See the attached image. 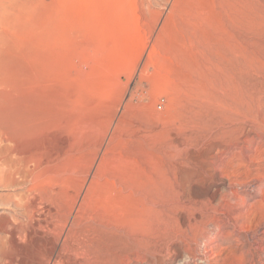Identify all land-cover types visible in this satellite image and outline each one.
I'll return each mask as SVG.
<instances>
[{"label": "rangeland", "instance_id": "rangeland-1", "mask_svg": "<svg viewBox=\"0 0 264 264\" xmlns=\"http://www.w3.org/2000/svg\"><path fill=\"white\" fill-rule=\"evenodd\" d=\"M29 19L0 106L46 165L0 188V264L36 259L46 223L80 230L75 264H264V0H33ZM27 195L34 217L4 210Z\"/></svg>", "mask_w": 264, "mask_h": 264}, {"label": "bare ground", "instance_id": "bare-ground-1", "mask_svg": "<svg viewBox=\"0 0 264 264\" xmlns=\"http://www.w3.org/2000/svg\"><path fill=\"white\" fill-rule=\"evenodd\" d=\"M32 1L33 0H0V50L5 46L8 40L12 36H14L15 33L26 29L29 15L31 12ZM34 3L36 2L34 1ZM251 98L253 101L252 110L258 112L260 105L257 103L261 100V97H258L257 95L253 94ZM7 112L8 111L4 110L3 107L0 106V188L20 187V186L22 187L24 184H26L29 181H36L37 176L38 178L40 175L43 176V174H40V172H42L43 165L44 166L46 165V161L44 160L45 158H43L42 156L43 151L39 149L40 147L36 148L33 145L29 146L24 144V142L26 141L25 128L27 127V123L16 122L15 119L10 118L11 115L8 114ZM252 124L253 125L251 129V133L253 134V141L251 143V149L254 155L253 162L262 164L264 163V119L260 120L258 114L254 117ZM16 177H18L22 182L20 183L19 181H17ZM27 196L28 197L21 196L19 201L18 200L10 201L6 204H3L4 210L10 211L12 214L18 213L20 216L23 217H28V218L34 217L35 213H40L38 210L39 207L38 203L40 201L41 202L45 201L47 197L40 195L39 197L35 196L31 198L30 195ZM71 197L72 196L69 195L68 199L72 200ZM73 203L76 204V202H74L73 200L71 201V203H68L69 207L67 212V218L65 219V226H67L70 223L73 217L72 216L74 212ZM53 208H55V210L58 212V215L59 213L60 215L61 213H63V204L61 203L58 204V201L55 203V207ZM41 210L43 214H46L45 211L46 209L45 210L41 209ZM62 221L63 219L61 218L60 222ZM59 225L57 226L46 223L47 230L50 231V233L55 237V239L50 246H48V244H50V241L48 242L47 239L46 240L45 238L39 239L40 244L43 245V246L41 245L43 247L42 249L44 250L40 249L43 252L39 256H37L36 259L34 258L33 261H31L30 263L28 262V264H41L40 262L42 260H48L49 262L52 261L58 262L59 264H75L71 262V259L67 257V255L69 254L74 255L78 253L77 243L75 242L78 239L74 241L75 239L74 237L76 236L78 230H76L74 227L72 228L69 227V231H66L67 230L65 229L66 227L63 228L64 226L62 227V225L61 226ZM76 227L78 226L76 225ZM83 232L85 233V231ZM16 234H17L16 228H11V229L9 228L7 231V235L10 237V239H12V241H14ZM83 236L84 234L82 235L81 238L84 240ZM79 242L81 241L79 240ZM118 243L115 249L116 258H117V253L121 254L123 251L122 241H118ZM91 247L92 246L90 245V248ZM39 248L40 247H38V249ZM176 252L177 251H175V253ZM14 262L15 261L11 260L10 258L5 264H14ZM24 264H27V262Z\"/></svg>", "mask_w": 264, "mask_h": 264}]
</instances>
